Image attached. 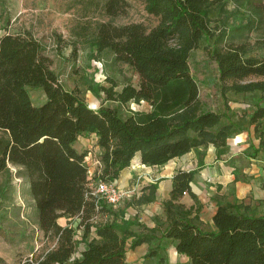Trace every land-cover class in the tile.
<instances>
[{
	"label": "trees",
	"instance_id": "obj_1",
	"mask_svg": "<svg viewBox=\"0 0 264 264\" xmlns=\"http://www.w3.org/2000/svg\"><path fill=\"white\" fill-rule=\"evenodd\" d=\"M137 1L156 18L154 25L104 21L94 39L99 53L107 51L137 74L136 86L106 76L108 86L91 87L103 92L105 100L142 107L127 109V114L103 104L92 108L77 90L65 89L29 32L0 35V173L10 177V166L15 168L27 186L36 224L54 240L21 264H127V249L155 237L153 230L137 234L123 228L114 211L118 205L97 199L92 186L97 180H116L136 153L141 164L162 165L197 146L222 145L238 129L231 121L220 125L223 113L201 109L188 58L202 39L209 41L204 50L216 64L224 98L227 91L264 94V55L248 54L254 44L264 45L263 0ZM127 6L126 0H106L104 12L116 16ZM231 14L240 20L227 25ZM27 87L40 88L44 101L32 104ZM263 117L264 106L258 105L249 122L257 124ZM83 133L96 135L100 166L92 175L87 150L73 146ZM259 133L261 148L264 132ZM193 174L177 170L172 175L169 198L163 202L167 225L160 237L172 240L188 264H264V214L249 213L243 203L218 204L212 230H202L188 218L191 208L179 199L185 192L193 195ZM9 177L0 185V199L10 187ZM261 187L264 202V180ZM144 188L148 191L138 203L154 198L155 185ZM60 217L76 226L71 221L60 225ZM81 242L85 245L79 250ZM156 248L147 256L155 255Z\"/></svg>",
	"mask_w": 264,
	"mask_h": 264
},
{
	"label": "rangeland",
	"instance_id": "obj_2",
	"mask_svg": "<svg viewBox=\"0 0 264 264\" xmlns=\"http://www.w3.org/2000/svg\"><path fill=\"white\" fill-rule=\"evenodd\" d=\"M126 1L128 6L123 13L109 16L104 12L106 0H0V35L29 32L42 45L44 54L50 59L51 69L65 89L77 90L79 96L92 108L103 104L115 107L121 114H127V109L142 107L133 101L121 106L105 100L103 92L91 89L97 84L108 86L106 76H112L117 82L130 81L134 86L137 85L135 71L123 63L113 61L107 51L99 53L94 45L96 29L101 22L109 21L117 25L142 22L147 27L155 24L156 18L144 10L140 1ZM231 8L229 5L228 9ZM239 20L238 15L231 14L227 25L238 23ZM254 37L253 34L251 41ZM207 42L202 39L188 58L190 73L197 82L201 109L214 110L226 117L234 106L243 107L247 112L254 111L258 105L264 106V94L259 91H227L224 93L225 98L222 96L216 64L206 56L204 50ZM248 54L263 56L264 45L254 44ZM119 88L120 85L115 87ZM27 91L32 104L43 102L44 95L40 88L27 87ZM256 127L261 138L259 132H264V117L257 122ZM10 172V177L0 173V185L7 177L10 178L6 196L0 199V258L4 264H21L32 254L52 246L54 240L46 236L36 224L24 180L16 175L13 166H10ZM69 221L72 227L76 226L71 219H57L62 226ZM81 246V243L77 244L78 248Z\"/></svg>",
	"mask_w": 264,
	"mask_h": 264
},
{
	"label": "crops",
	"instance_id": "obj_3",
	"mask_svg": "<svg viewBox=\"0 0 264 264\" xmlns=\"http://www.w3.org/2000/svg\"><path fill=\"white\" fill-rule=\"evenodd\" d=\"M252 113L234 106L226 117H221L220 122L224 120L222 124L231 121L238 127L222 145H200L162 165L154 166L141 164L138 153L133 156L129 166L116 179L120 187L131 188L132 194L114 211L123 228L137 234L151 233L153 230L155 237L149 243L142 242L127 249V264H188V257L176 252L172 240L160 237L161 230L167 225L163 202L169 198L172 175L177 170H194L190 181L193 195L185 192L179 202L191 208L188 218L202 230L214 229L212 217L218 204L243 203L248 205L249 213L264 214L261 187L264 180V145L259 148L258 127L249 122ZM95 141L94 133H83L73 146L77 151L92 148L95 153ZM91 160L88 164L93 168ZM149 184L155 185L154 198L138 203L139 195L147 193L148 189L144 187ZM81 245L79 250L85 244L81 242ZM155 247L156 254L147 256L148 250Z\"/></svg>",
	"mask_w": 264,
	"mask_h": 264
},
{
	"label": "built area",
	"instance_id": "obj_4",
	"mask_svg": "<svg viewBox=\"0 0 264 264\" xmlns=\"http://www.w3.org/2000/svg\"><path fill=\"white\" fill-rule=\"evenodd\" d=\"M100 64V63H99ZM92 158V166L89 164V175L93 174L94 169L100 166V161L97 158L96 152L93 153L92 149H87L85 155V161L88 163V160ZM97 199L102 200L103 202L111 205L113 207L119 205L124 198L132 194L131 188H122L114 181H104L97 180L92 186L91 192Z\"/></svg>",
	"mask_w": 264,
	"mask_h": 264
}]
</instances>
